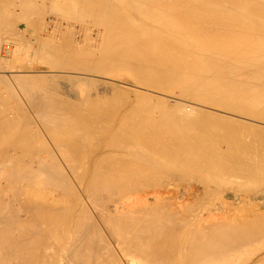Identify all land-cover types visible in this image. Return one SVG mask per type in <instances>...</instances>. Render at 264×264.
<instances>
[{"label": "bare ground", "instance_id": "1", "mask_svg": "<svg viewBox=\"0 0 264 264\" xmlns=\"http://www.w3.org/2000/svg\"><path fill=\"white\" fill-rule=\"evenodd\" d=\"M33 1L0 0L2 23L0 30H6L3 28L12 22L14 15L20 16L18 19H21V15L23 17L24 14L16 13V8L19 6H21L20 11L23 7L26 9L21 11L27 15V17L24 15L22 20L28 17L34 18L32 17L34 13L37 16L39 11L35 12L34 8L38 6L35 5L38 0H35V3ZM44 1L45 3L41 4L42 0L39 3L41 12L46 11V5L45 11L42 8L48 0ZM60 1L63 0L54 2L57 3V7ZM68 1L67 3L64 0L62 8H58H61L65 14L70 12L79 15L81 21L84 18V23L79 26L81 30L78 31L85 34L77 33L72 41V34H75L70 31L73 30H70L69 34L66 32L67 28L64 30L65 28L62 29L61 26L67 37L59 33L62 35V38H59L66 40L58 39L59 42L56 39L59 34L57 36L55 35L57 33L49 31L52 27L56 32L52 26L54 24L50 22L51 19L43 24L41 22L45 20L44 16H39L42 20L39 21L40 18H37V22L35 19L27 21L28 18L27 27L35 25L34 27L40 31L39 28L42 29L44 25L41 31L46 30L48 36L38 34L44 37L39 38L36 36L39 32L34 28L33 39L38 38L42 46L40 47L42 50L36 49L37 52L34 50L36 47H33V52L38 54L36 56H49L47 61L56 63L50 65L51 67L55 65L54 67L59 66V69L64 67L65 70V67L69 66L66 69L80 72V76L77 74L80 79L76 77V81L79 79L78 83L84 85L89 82L95 84V81L93 82L97 79L94 78L95 76L101 81L102 76L120 77L126 73L133 80L144 85L143 87L149 88V91L152 88L159 93L162 91V94L165 92L164 94L169 95V100L174 101L172 103L175 105L169 108L165 96L159 98L160 95L155 92L156 96L158 95L156 97L152 95L153 93L146 92L147 89L144 93V89L139 87L137 88L142 91L138 92L132 87L133 93L135 91L136 101L138 99L142 103L141 99H144V103L140 104L134 101L135 99H128L127 92H130L128 90L130 86L127 83L128 86L126 84L124 86L128 87V91L115 85L118 91L123 90L120 91L121 93L112 85L114 88L112 91L118 92V94L110 92L112 95L110 99L113 102L111 100L109 102V98L106 100L107 97H104V101L103 96L98 92L95 96L90 95L93 92L88 94L92 91L91 87L85 89L87 93L80 89L84 86H81V83L78 84V89L72 84V88L76 87V91L81 90L78 93L81 94L80 96L73 92L76 97H80L79 99L77 97L78 101H76L75 96L71 98L70 93L64 91L65 88L57 89L62 85L60 81L67 75V78L70 76L69 73L65 75L63 72H61L64 74L63 78L56 74L57 72L54 73L59 76L55 77L58 78L57 80L62 78L60 81L56 80L57 84L60 82L59 86L52 84L54 85L52 88H56V91L47 90L46 87H42L43 84H38L40 89L42 87L45 91L41 89V93H37L38 91H34L37 85L33 83H39L41 79L40 83L44 82V85L45 82L53 83L51 77L54 75L49 76L47 73L48 77L45 74L44 79V74L42 77L40 74L37 76V73H35L37 75L33 74L36 72L34 70L29 73L32 68L30 70L31 66L25 64L26 60L24 67L26 70L29 67V71L24 72L28 74L13 72L14 76H10L4 73L5 76H10L9 79L3 76L4 74H0V255H2L0 264H264L263 202L256 203L253 209L250 207L252 210L248 215L247 211L245 212L247 216L241 214L243 211L240 209L241 211H236L241 215L235 213L238 218L230 217L228 215L233 214L229 212L237 208V204L230 201L242 200L246 205L247 202L251 203L249 202L251 196L247 197L244 194L246 197H243L238 192L239 195H234L235 199L226 201L233 196L227 195L229 184L228 186L225 184L226 193L222 192L225 186H216L218 190L222 189L220 192L226 199L221 204V199L218 198L221 194H217L219 195L217 204L224 205L223 211L219 209L220 212H224L221 213L224 216H220V212H214L215 216L207 217L206 212H202L204 215L201 214L202 210H196L202 204L205 206L206 195L213 189L212 184L228 183L227 175L234 174L239 178H249L251 179L248 180L249 182L258 177L264 181V157L262 162L259 159V162L256 161L254 155L252 160L250 156L253 153L250 156L247 154L251 159H246L247 156L243 157L244 154L241 155L237 151L239 147L236 142L238 148L234 150L231 147L235 138L234 133L228 130L231 125L232 127L235 125V132H239L237 129L241 127L237 128L238 124L247 125L248 132L249 128L255 130L260 123H255V127L249 120L254 126L252 128L247 121L248 117L252 118L251 121L262 122L258 130L264 127V0ZM52 5L55 6L53 3ZM13 8L16 10L14 11ZM43 12L40 15H46L48 11ZM74 17H70L69 20L72 21ZM18 19L15 18L14 21L17 22ZM13 22L12 24H15ZM93 23L94 27L91 25ZM11 26L13 25L10 24L7 28H12ZM14 27L13 33L11 29L10 32L7 30L9 35L12 34L11 36L14 35V30L17 34L20 32ZM70 28L76 29L74 26ZM86 31H92L94 36L89 32L87 35ZM1 32V36H9L2 35L6 32L2 34ZM17 34L16 37L19 38ZM16 37L12 38L18 41L20 38L17 40ZM29 38H25V43ZM70 38H72L71 42L68 41ZM28 42L29 44L26 45L27 43L18 41L17 43L20 44L15 46L18 55L16 51L11 58H17L25 51V47L21 44L26 45L27 49L32 42L37 41L28 40ZM27 55L26 53L25 57ZM20 58L23 60L22 56ZM20 58H17L18 61ZM11 61L17 60L11 59ZM21 66H18V69ZM47 79L51 80L47 81ZM64 81L66 82L67 79ZM107 81L106 79L105 82ZM65 82L63 84L68 85L69 81ZM110 82L111 80L109 81L111 86L112 82L111 84ZM132 86L136 87V85ZM17 88L25 93L21 90L19 91L21 95L23 93L27 96L28 100L25 102H29V107L39 111L35 114L36 110L30 112V116L28 110L29 115L25 119V124L23 123L25 127L21 128L20 124L18 126L16 123L21 116L17 119L16 110L12 112L10 109L18 104L10 105L11 100H14L12 98L20 104L21 97H17L16 92L19 90ZM4 89L7 93L10 92L9 95ZM14 89L17 91L15 92ZM71 90L73 89H69L68 92ZM4 92L11 100L4 96ZM122 92L126 93L128 100L120 95ZM120 96L126 103L121 105L122 107L115 108L114 98L120 100ZM8 99L11 101L9 106ZM154 99L157 100V105L154 104ZM21 101L23 103L24 99L22 98ZM120 102L119 104H122L123 100ZM198 104L206 107L215 106L231 114L230 116H236L230 117L227 113L220 115L221 110L218 113L217 110L214 111L215 108L206 109ZM108 105H111L110 108ZM22 107L15 109L19 112L20 109L25 108ZM20 113L25 115L27 112ZM226 114L227 116H223ZM20 122L22 124V120ZM219 125H229V128H226L227 135L230 133L231 135L228 136L233 138H229L231 145L228 146L234 152L225 146H220L225 141L221 136L225 135L226 129H223L224 133L221 134L222 129L219 128L221 136H218L216 128ZM42 129L45 134L47 133L46 136ZM258 133L260 135V131ZM238 134L235 136L236 139ZM43 136L46 138L48 136V140L50 137L51 143L53 138L54 142L47 143ZM260 136L259 141L262 138ZM224 137L227 138L226 135ZM226 141L230 140L226 139ZM241 141L239 139L240 143ZM225 145L227 146L226 143ZM168 162H172L171 166L180 169L173 168V170ZM165 166L166 168L168 166L167 169L169 167L172 169L166 174L174 172L177 174L180 170L184 172L188 169L191 174L203 175L201 180L198 178L203 183L201 186L189 184L185 187L186 190H183L186 194L180 195L193 199L192 203L206 196L205 200H201L202 204L199 201L198 208L189 201L191 205L188 207L190 209H187L191 210L194 205L193 213L191 211L186 214L184 211L187 209H183L185 206L182 207L181 202L177 206L179 201L177 203L176 200L181 197L177 195L179 192L174 193L173 190L170 192L166 184L170 180L165 182L166 178H163ZM184 174L186 175V172ZM234 175L229 178L232 180ZM158 176L163 178L167 187L156 184L157 178L158 182L162 179ZM241 178L240 180L246 183L243 184L251 189V184L248 186L246 182L247 179ZM154 180H156L155 184ZM231 182L229 180L230 185H233L237 179L234 183ZM253 182L252 189L256 188V190L251 193L257 194V186L261 182H258L256 187L253 186ZM21 183L25 186L23 184L22 187ZM146 183L157 187L151 186V189ZM142 184H146L150 189L146 186L145 189ZM238 184H240L239 180ZM243 184L238 185V188L236 184L233 186L237 189L240 186L246 188ZM138 185L145 190L138 192ZM172 188L176 190L175 187ZM233 189L230 188V191ZM218 190L211 193L212 199H216L214 194L218 193ZM171 193L174 195H170ZM260 193L262 192L259 191ZM173 196L176 198L173 199ZM256 197L255 195V200ZM209 198L208 200L211 199ZM214 203L209 201L206 207L208 204L209 207L215 205Z\"/></svg>", "mask_w": 264, "mask_h": 264}, {"label": "rangeland", "instance_id": "2", "mask_svg": "<svg viewBox=\"0 0 264 264\" xmlns=\"http://www.w3.org/2000/svg\"><path fill=\"white\" fill-rule=\"evenodd\" d=\"M36 1H37V0H36ZM36 1L34 0L33 2L35 3ZM55 1H56V0H48V1L46 2V4H44V6H43V8H42V9H44V7H45V5H46V7H45L46 11H45V9H44L45 12H43V10H42V12H43V13H46V12L48 11V12H47L48 14L46 13V15H45V14H41V15H40V13H42L41 10H40L41 7H40V4H39V3L41 2V0H38V1H37L38 3L36 2L37 4L35 3V5H38L37 7H38V8L40 7V8L37 9V7L35 6L36 8H34V9H35L34 11L36 12V10H37V11H39V12H37V14H38L37 16H36L35 13L33 14V16L31 15V16L34 17V18L28 17V18H29V19H28V18H26V17H27V15H25L26 13H24V11L21 12L22 10H26V9H24L25 7H23L21 11H20V9H19L21 6H19V7L17 6L18 8L14 7V8H16L18 11H17L16 9H14V8H13V10H14V11L16 10V13L19 12L18 14H21V13L24 14V15L26 16L25 18L28 19L27 21H31V20L35 19L36 22H37V18H40V17L44 16V17H45V18L43 17V18L45 19L44 21H43L41 18L39 19V21L42 20L41 23L44 24L45 22H48V21L51 19L52 21H54V22H52V21L50 20V22L54 24V25H52V26L54 27V29L56 30V32L53 30L52 27L49 28V31L52 30L51 32H54V34L57 33V34H55V35H57V36H58L59 33H61L62 35L66 36V35L64 34V30H66V28H67L66 32H68V33H69L70 30H73V31H70V33H73V32H74V34H75V35L72 34L73 40H72V38H70V40H68V39H67V40H68L69 42H71V40L74 41V39L76 38V36H77V35L79 34V32H80V31H78V30H81L79 26L81 25V23H84V22H83L84 18H82L83 20L81 21V18L79 19V17H78L79 15H76V14L74 15V13L72 14V13L68 12V13L71 14L72 16H75V17L77 16V17H78V18H75V17H74L75 19L73 18L72 21L69 20L70 17H72V16L70 15V17H69V14L66 13V14H67V15H66L65 12H64L63 10H61V8H62V4L64 3V0H63V1H60V4H58V7H61V8H58V7H57V5H56L57 3H54ZM65 1H67V3L69 2L68 0H65ZM262 1H263V0H262ZM62 2H63V3H62ZM42 3H45V1L42 0L41 4H42ZM52 3L55 4L56 7H55L54 5H52ZM50 5H51V6H50ZM59 5H61V6H59ZM48 6H50V7H48ZM52 7H53V8H52ZM54 7H55L56 9H55ZM52 9H53L54 11H51ZM59 9H60V10H59ZM34 11H31V12L33 13ZM49 11H50V12H49ZM56 11H58V12H56ZM31 12H30V14H31ZM55 12H56V13H55ZM59 12H60V13H59ZM66 12H67V11H66ZM57 13H58V16H56ZM27 14H29V13H27ZM30 14H29V15H30ZM59 14H60V15L63 14L62 17L65 18V19H63ZM24 15H23V17H24ZM65 15H66V16H65ZM16 16H17V15H14V17L16 18V20H17L18 18H20V16H19V17H18V16L16 17ZM39 16H40V17H39ZM23 17H22V15H21V19H18L17 22L14 21V20H15V18H14V19L12 20V22L14 21L13 23H15V24H12V22L10 23L11 25H13V26H11L12 28L15 26L14 29L17 28L16 31H17V32L20 31L19 34H17V33L15 32V30H14V35H13V36L16 37V34H17V36H19V38H20V39H19L18 37H16L17 40L19 39L18 41H20L21 43L24 42L23 44H26V43H27L26 45L29 44L28 40H29L30 42L33 41V40H34L35 42H36V41L38 42V40H39L38 38H37V39H33V38H35V35H34V37H33V34H34V28H36V27H34L35 25L31 26L30 28L27 27V24H26L27 21H26V19H25V20H22V19H24ZM12 18H13V17H12ZM30 19H31V20H30ZM53 19H54V20H53ZM55 19H56V20H55ZM58 19H59V21H61L62 23L59 22V21H57ZM66 19H67V20H66ZM76 19H77V21L80 20L81 22H80V21H78L79 23H78V22H75ZM62 20H63L64 22H63ZM68 20H69V21H68ZM85 20H86V19H85ZM24 21H25V22H24ZM55 21H56V22H55ZM65 21H66V22H65ZM70 21H71V22H70ZM73 21H74V22H73ZM91 21H92V20H91ZM57 22H59V23H57ZM0 23H1V22H0ZM41 23L39 22L38 24H40V26L42 27V24H41ZM67 23H68V24H67ZM69 23H70L71 25H70ZM86 23L88 24V23H90V22H86ZM91 23H92V22H91ZM1 24H2V23H1ZM10 24H8V25L10 26ZM25 24H26V26H25ZM55 24H56L57 26H56ZM58 24H59V25H58ZM60 24H61V25H60ZM8 25H7V27H8ZM68 25H70V26H72V27L74 26V28H76V29L74 30L73 28H70V26H68ZM91 25H92V27H94V26H93L94 23L91 24ZM2 26H3V25H2ZM61 26H62V29H64V28H65V29L62 30V29L60 28ZM64 26H65V27H64ZM75 26H76V27H75ZM0 27H1V25H0ZM7 27L5 26V27L3 28L4 30L6 29L5 31H3L2 29L0 30V32L3 31V32H1V34L6 32V34H2V35H7V34H8V33H7V30H8V32H10V29H11V32L13 33L12 28H10V27L7 28ZM25 27H26V28H25ZM37 27L39 28L38 25H37ZM55 27H56L57 29H56ZM68 27H69L70 29H69ZM77 27H78V28H77ZM43 28H44V25H43ZM43 28H42V29L39 28L40 31H38L37 28H36V30H35V31L39 32V33L36 32V33H37L36 36H38L39 38H44V37H40L39 35H45V36H46V32H45L46 30H45V31H41V30H43ZM19 29H20V30H19ZM60 29H61V30H60ZM68 29H69V30H68ZM57 30H58V31H57ZM76 30H77V31H76ZM24 32H25V33H24ZM43 32H44V33H43ZM66 32H65V33H66ZM88 32H89L92 36H94V33H93L92 31H86L87 35H88ZM91 32H92V33H91ZM15 33H16V34H15ZM20 33H22L21 35H22L23 38L20 37ZM32 33H33V34H32ZM41 33H43V34H41ZM70 33H69V34H70ZM77 33H78V34H77ZM80 33H84V34H85V32H80ZM9 34H10V33H9ZM9 34H8V35H9ZM23 34H24V36H23ZM29 34H30V35H29ZM31 34H32V35H31ZM38 34H39V35H38ZM61 34H59L58 38H56L57 40H58V39L60 40V39L62 38V35H61ZM90 34H89V35H90ZM11 35H12V34H11ZM11 35H9L8 37L1 36V35H0V36H1V37H0V41H2V42L0 43V56H1V57H0V60L2 59V61H0V63H1V65H0V74L2 75V74L5 73V74H9L10 76H14V73H13V72H16L17 74L25 73V72H28V71H29V67H28V66H31V67H30V70H31V68H32V70L29 71V73H32L33 70H34V71H36V72H33V74L37 73L38 75L35 74V75H37V76H40V75H41V77H42V75L44 74V75H43V76H44V77H43L44 79H45V76L47 75V73H48L49 76H50L51 74H53L54 76H53V75H52V76L54 77V79H53V77H51L52 80H54L53 83H52V81H51V83L48 82V84H49V83L51 84L50 87H49L50 84L48 85L46 82H45V85H44V82H41V83H40V81H42V79L39 81V83H38V82L33 83V85L35 84V85L39 86V88H37V86H35L36 88L33 86V87H34V91H35V92L38 91L37 93H39V92L41 93V89L45 91V89L42 88V87L44 86V88L46 87L47 90L49 89V90H52V91H56L57 89H58V90H63V89L65 88L64 91L66 90L65 92H67L68 94H69V93L71 94V93L74 92L76 95L80 96L81 94L79 95L78 93H80L81 90L84 91L86 88H89V89H90V87H91V90H92L91 92L88 93V92L86 91L87 89L85 90V92H87L88 94H90V93L93 92V94H90V95H92V96H95L96 93L98 92V94H99L100 96H103V98H104V97H107L106 100L109 98L108 100H109V102H110V100H111L110 97L112 96L110 92L112 91V89H114V88H112V85H113V87H116V86H117V87H120V88L122 87L125 91L130 90V92H127V93H128L127 96H128V99H132V100H134V99L136 98V96H135L136 93H135V91H134V93H133V89H132V87H133L134 89L136 88V91H138V92L142 91V90H140V89H142V88L144 89L143 92L147 89L146 87H143L144 85H141L140 83L136 82V81L133 80L128 74L125 73V74H123V75L120 76V77H119V76H108V77H107V76H104V77L102 76L101 78H103V80H105V81H106V79H107V80H108L107 82H105V81H103V80L100 81V79H99V81H98V80H97L98 77H96V76H95L94 78H97V79H94V80H93V82L95 81V82H94L95 84H92V82H89V83H87L86 85H84L83 83L80 82V83L82 84L81 86H83V85H84V86H83V87L80 86L81 88H80V87H79V88H80L81 90L79 89V90H78L79 92H78V91L75 90V88L77 87L76 89H78V86H79L78 84H80V83H78V82H79V79H80V78H79V76H80V75H79L80 72L75 71V70H72V69H66V68H68L69 66L65 67V70H63L64 67H63V68L60 67V69H59V66H58V67L56 68V67H54V66L56 65V63H54V62L52 63L51 61H47V60H48L47 57L49 58V56H46V57H42V55L36 56V55H38V54H36V52L42 48V46L40 45L39 42H38V43H37V42H36V43H33V42H32L33 44L31 43L30 46H29L30 49H28L29 47L26 49L27 46L21 44L22 46L25 47V51L23 52L24 54L22 53L23 55L20 54L18 57L20 58V57L22 56V57H23V60H22V58H20L19 61H18V59H17L18 57H17V58H16V57H15V58H11V57H13L16 53H17V55H18V51H17V50H16L17 52L15 51V48H17V47H15V46H18V44H20V43H17L18 41H16L15 38H12L13 36H11ZM67 35H68V34H67ZM29 36H30V38H32V40L29 38ZM31 36H32V37H31ZM64 36H63V38H66V37H67V36H66V37H64ZM2 37H3V38H2ZM24 37H25V38H29L28 40L26 39V40H27L26 43H25V38H24ZM46 37H48V36H46ZM59 37H61V38H59ZM70 37H71V36H70ZM86 37H87V36H86ZM1 38H2V39H1ZM21 38H22V40H21ZM3 39H4L5 41H4ZM9 39H10V40H9ZM23 39H24V40H23ZM52 39H53V38H52ZM56 39H53V40L56 41ZM86 39H87V38H86ZM6 40H7V41H6ZM13 40H14V41H13ZM59 40H58V41H59ZM61 40H64V39H61ZM64 41H66V40H64ZM68 41H67V42H68ZM14 42H15V43H14ZM59 42H60V41H59ZM61 42H62V41H61ZM10 44H11V46H10ZM33 45H34V46H33ZM39 45H40V46H39ZM4 46H6V47H4ZM38 46H39V47H38ZM13 47H14V48H13ZM24 47H23V50H24ZM33 47H36V48L34 49L35 51H36V49H37L36 52H33ZM37 47H38L39 49H38ZM40 47H41V48H40ZM8 48H9V52H8ZM10 48H12V49L10 50ZM31 48H32V50H31ZM13 49H14V50H13ZM12 50H13L14 52H12ZM41 50H42V49H41ZM5 51H7V53H6ZM15 52H16V53H15ZM25 52L28 54L26 57H25V55H26ZM9 53H10V54H9ZM29 53H30V54H29ZM33 53H35V55H34ZM3 54H4V55H3ZM5 54H6V55H5ZM12 55H13V56H12ZM31 56H33L34 58H32ZM29 57H30V58H29ZM36 57H37V58H36ZM5 58H6V59H5ZM7 58H9V59H7ZM10 58L13 59V60H17V61H11ZM31 58H32V59H31ZM44 58H46V60H45ZM4 60H6V61H4ZM25 60H26V63H25V64L28 63V64H27L28 66L26 65V67H28L27 70H26V68L24 67V66H25V64H24ZM49 60H50V59H49ZM9 61H10V62H9ZM27 61H28V62H27ZM45 61H46V62H45ZM18 62H19V63H18ZM20 62H23V63L20 64ZM4 63H5V65H3ZM47 63H48V64H47ZM50 63H51V64H50ZM22 64H23V65H22ZM52 64H55V65H53V66L51 67L50 65H52ZM15 65H16V66H15ZM21 65H22V66H21ZM3 66H4V67L6 66V68H3ZM14 66H15V67H14ZM18 66H21V67H19L20 69H18ZM21 68H22L23 70H22ZM4 69H5V70H4ZM58 69H59L60 71H59ZM61 69H62V70H61ZM1 70H2V71H1ZM17 70H18V71H17ZM46 70H47V71H46ZM53 70H54V72H53ZM66 70H67V71H66ZM71 70H72V71H71ZM3 71H4V72H3ZM24 71H25V72H24ZM39 71H40V72H39ZM45 71H46V73H45ZM50 71H51V72H50ZM58 71H59L60 73H59ZM69 71H70V72H69ZM73 71H74V72H73ZM1 72H2V73H1ZM9 72H10V73H9ZM42 72H43V73H42ZM49 72H50V73H49ZM52 72H53V73H52ZM55 72H57L56 74H58L59 76L61 75L60 77H62V78H63V76H64L65 73H66V74L69 73V74H70L69 78H67L68 75L65 77V78L67 79V81H69V82L66 81V82L68 83L69 86H68L67 84H63V83L65 82L64 80H66L65 78H63V80H62V78H60V80H62V81L57 80L58 78H55V77H56V76L59 77V76L56 75V74H54ZM61 72H63L64 74H62ZM76 72H77V73H76ZM16 73H15V75H17ZM74 73H76V74H74ZM5 74H4L3 76H5ZM11 74H13V75H11ZM25 74H28V73H25ZM39 74H40V75H39ZM45 74H46V75H45ZM66 74H65V75H66ZM77 74H78L79 76H78ZM30 75H31V74H30ZM48 75H47V77H48ZM74 75H75V77H73ZM10 76H9V77H10ZM5 77L9 79V77H7V76H5ZM47 77H46V78H47ZM76 77L79 78V79H77V81H76ZM49 78H50V77H49ZM70 78H71V80H70ZM92 78H93V77H92ZM99 78H100V77H99ZM104 78H105V79H104ZM73 79H74V80H73ZM50 80H51V79H47V81H50ZM56 80L62 82V85H63V86L59 84L60 82L57 84V81H56ZM110 80H111V82H112V84H111V82H110L111 86L109 85V81H110ZM112 80H113V81H112ZM114 80H116L117 82L114 81ZM43 81H46V80H43ZM70 81H71L72 83H71ZM80 81H81V80H80ZM66 82H65V83H66ZM73 82H74V83H73ZM76 82H77V84H76ZM98 82H99V83H98ZM104 82H105V83H104ZM121 82H124V83H121ZM36 83H37V84H36ZM70 83H71V84H70ZM90 83H91V84H90ZM119 83H120V84H119ZM126 83L130 86L129 89H128V87H127L128 85H127ZM129 83H130V84H129ZM38 84H41V85L43 84L42 87H41V89H40V85H38ZM46 84H47V85H46ZM52 84H54V85L57 84L56 87L59 86V85H60L61 87L59 86V87H57V89H56V88H52V87H54V85L52 86ZM72 84H75L76 87H75V88H72V87H73ZM105 84H106V85H105ZM125 84H126L127 86H124ZM13 85H15V84H13ZM66 85H67V86H66ZM71 85H72V86H71ZM89 85H90V86H89ZM91 85H92V86L95 85V86H93V88H92ZM115 85H116V86H115ZM122 85H123V86H122ZM132 85H136V87H134V86H132ZM30 86H31V85H30ZM64 86L69 87V89H73V90H71V92H68L69 89L67 88V89H68V90H67L66 87H64ZM87 86H89V87H87ZM14 87L16 88V86H14ZM96 87H97V91H95V88H96ZM117 87H116V90L118 91V88H117ZM124 87H126V89H125ZM137 87H139L140 89L137 88ZM31 88H32V86H31ZM59 88H62V89H59ZM83 88H84V89H83ZM120 88H119V89H120ZM17 89H19V90L17 91V90L14 89L15 92L17 91V92H16V94L18 95L17 97H18V98L21 97V100H22V98L24 99L23 103H22V101H21L20 99H18V100H20V104L22 103V105L19 104V101L16 102V101H15V100H16L15 98H12V99H14V100H11V99L7 96V95H9L10 92L7 93V92H6V91H7L6 89H4V91L6 92L7 95H5V92H4V96H6V98H9V99L12 101V102H11V101L8 99V100H9V101H8V106H9V103H10V102H11L10 105H12V104H13V105H14V104L16 105V104L18 103L16 106H13V105H12L13 107H12V108L10 107V109H12V110H11L12 112L16 110V111H15L16 114H15V112H14V114L16 115V118H17V119H19V116L22 117V118L20 117V119L16 121L17 125L20 124V128H21V127H23V126L25 127V125H24L25 123H24V122H25V119H26V118L28 117V115H29V114H28V110H30V111H29V113H30V112H32V111H34V110H36V109H35V108L33 109V108H30V107H29V104H28L29 102H25V101L28 100V99H26L27 96L24 95L25 93L23 92L22 89H21L22 91L20 90V88H17ZM127 89H128V90H127ZM137 89H139V90H137ZM39 90H40V91H39ZM47 90H46V91H47ZM74 90H75L77 93H76ZM116 90H115V92H114V90L112 91V92H114L113 94H115V93L117 92ZM19 91H21V92L24 93V94L22 93L23 97H22V95L20 94L21 92H19ZM94 91H95V92H94ZM120 91H123V90L121 89V90H119L118 92L121 93ZM148 91H149V88L146 90V92H148ZM151 91H153V92H151ZM18 92H19V93H18ZM42 92H43V91H42ZM118 92H117V94H118ZM149 92H150V94L153 93L152 95H155V96H156V93L158 92V90L156 91V90H154V89L151 88V90H150ZM155 92H156V93H155ZM74 93H73L72 95L69 94V96H71V98H73V96H75ZM94 93H95V94H94ZM106 93H107V94H106ZM144 93H145V92H144ZM160 93L162 94V91H160ZM160 93H159V92L157 93L158 95H160L159 98H161V96H162V97L165 96V98H166L167 101L169 102V103L167 102V106H168L169 108H171V107L173 108V106L175 105V103H172V102H174V101H170V100H169L170 96L167 95V94H164L165 92H163L162 95H161ZM19 94H20V95H19ZM117 94H116V95H117ZM122 94H124V93L122 92ZM122 94H120L122 97H125V98L127 97V96H126V93L124 94L125 96L122 95ZM148 94H149V93H148ZM158 95H157V96H158ZM19 96H20V97H19ZM69 96H68V97H69ZM78 96H77V97H78ZM113 96H115V95H113ZM121 96H120V100H119V99H118V100H119V102H120V101L122 102V100H123L122 104H119L118 100H116L117 97L114 98L115 101H116V104H115V103H112L113 101L111 100V101H112L111 103H112V104H115V108H117V107H119V106H121V105L123 106V104L126 103V102L124 103L125 100H124V98L122 99ZM157 96H156V97H157ZM168 96H169V98H168ZM177 96H178V95H177ZM65 97H67V96H65ZM77 97H76V96L74 97V99H76V101H78V99L80 98V97H78V99H77ZM118 97H119V96H118ZM131 97H132V98H131ZM69 98H70V97H69ZM71 98H70V99H71ZM165 98H164V99H165ZM67 99H68V98H67ZM74 99H73V101L75 102ZM114 99H113V100H114ZM128 99L126 98V100H128ZM154 100H155V101H154ZM154 100H153L154 104L157 105V102H156L157 100H156V99H154ZM13 101H15V103H13ZM70 101H72V100H70ZM104 101H105V98H104ZM134 101H136V99H135ZM137 101L139 102L138 99H137ZM137 101H136V102H137ZM143 101H144V99H143V100L141 99V102H142V103H140V102H139V103H140V104H143V103H144ZM165 101H166V100H165ZM195 101H197V100H195ZM107 102H108V101H107ZM109 102H108V104H110ZM121 102H120V103H121ZM158 103H159V102H158ZM105 104H107V103H105ZM117 104H118V106H117ZM19 105H20V106H19ZM27 105H28V106H27ZM172 105H173V106H172ZM8 106H7V108H8V110H10ZM18 106H19V107H18ZM22 106L25 107V108H27V109L25 110V108H23ZM108 106H109V108H110L111 105H108ZM122 106H121V107H122ZM198 106H200V105L198 104ZM201 106H203V105H201ZM201 106H200V107H201ZM209 106H210V105H209ZM209 106H207L208 108H207L206 106H203L202 108H206V109L212 108V110L215 108L214 111L217 110L218 113H219V111L221 110V112L219 113L220 115H221V113H222V114L227 113V112H225L224 110L219 109V108H217V107H215V106H210V107H209ZM16 107H17V109H19V108L22 107L24 110H23V109H22V110L20 109L19 112H17V109H15ZM28 107H29V108H28ZM7 108H6V109H7ZM111 108H112V107H111ZM216 108H217V109H216ZM21 111H23V112H24V111L27 112V113H25L26 117H24L25 115H24L23 113H20ZM111 111H112V110H111ZM222 111H223V112H222ZM35 112H39V111H38V110L34 111V114H35ZM18 114H20V115H18ZM37 114H38V113H37ZM37 114H36V115H37ZM227 114H228V116L231 115V114H229V113H227ZM227 114H226V115H223V116H227ZM17 115H18V116H17ZM22 115H24V116H22ZM38 115H39V114H38ZM30 116H31V113H30ZM235 116H236V115H234V116H230V117H235ZM23 117H24V119H23ZM238 118H239V117H238ZM240 118L243 119L244 117H240ZM244 119H247V118H244ZM251 119H252V118H251ZM251 119H250V117H248L247 121L249 122V120H250V122H251L252 125H254V126H255V123H256V124H258V123L262 124V122H258L257 120H255V121H251ZM21 120H22V124H21V122H20ZM253 120H254V119H253ZM18 121H19V123H18ZM244 121H245V120H244ZM247 121H246V124H248ZM250 122H249V124H250V126H252ZM23 123H24V124H23ZM253 123H254V124H253ZM249 124H248V125H249ZM260 124H258V127H259V128H260ZM263 124H264V122H263ZM238 125H239V126H238ZM238 125H237V128H238V127H241V128H240L241 131H240V129H237V131H239V132H235V131H236V129H235L236 126H235V125H233V127H232V125H231L230 129H228V128H229V125H228V126H227V125H221V126L219 125L218 128H216V130H218L219 128H221V129H222V130H221L222 133L219 131L220 129L218 130V133L220 132L221 134H223V133H224L223 129L225 130V129L228 127L227 129L229 130V132H230V133H231V132L234 133L233 136H234L235 139H236L235 136H237V133H239V134H238V138H237L238 141H237V139H236V140H235V139L232 140V144L235 145V142H236V144L238 145L239 150H237V149H236V150L239 152V154H241V155L244 154L243 157H246V156H247L246 159H248V158L251 159V158H252V160H253V155H254V159L257 158V159H255L256 161H258V159H259V161L262 162V160H263L262 157H264V154H263V153H264V148H263V147H264V145H263L264 143H260V144H259V142H263V141H264V138L262 137V134L264 133V127H262L263 131L261 132L262 129H261V130H260V129L258 130V129H257L258 127L255 126V127H256L255 130L257 129V131L255 132V133H256V135H255V133H253V131H255L254 128H253L254 126H252L253 130H252L251 128H249V126H248V128H249V132H248L247 125H246V126L243 125V124H242L243 126L240 125V124H238ZM18 126H19V125H18ZM234 126H235V127H234ZM261 126H263V125H261ZM224 127H225V128H224ZM243 127H244V128H243ZM245 128H246V129H245ZM227 129H226V133H224V134L227 136V138L224 137L225 135L221 136L220 133L218 134V136H221V138H224V140H225V141H223L224 143H222V144L220 143V144H221L220 146H221V147L225 146V148L227 147V149H231V148H229V146L231 145V139L233 138V136H231V137L228 136V135H231L230 133L227 135V132H228ZM232 129H233V130H232ZM42 130H43V129H42ZM243 130H247V131H246L247 133L244 132ZM251 130H252V131H251ZM45 131H46V130H45ZM258 131H260V135H261V136L259 135ZM250 132H252V133L250 134ZM43 133H44V135L46 136L47 133L45 134L44 130H43ZM242 133H243L244 135H243ZM261 133H262V134H261ZM48 134H49V133H48ZM249 134H250V135H249ZM42 135H43V134H42ZM239 135H240V136H239ZM245 135H247V136H245ZM248 135H249V136H248ZM48 136H50V135H48ZM48 136H47V138L44 137V136H43L44 138H43V137H42V138L44 139V141H46V142L48 141L47 143L52 144V143L54 142V140H53V138H51L52 141H53V142L51 143V140H50V137H51V136H50V137H49L50 142H49V140H48ZM243 136L248 137V138H245V137H244V138H245V139H244ZM251 136H252V139H251ZM253 136H254V137H253ZM259 136L262 137L263 140H262V138H261L260 141H259V138H258ZM263 136H264V134H263ZM45 138H46V139H45ZM225 138L228 139V140H230V141H229V142L226 141ZM229 138H231V139H229ZM239 139H240V141L242 140L241 143L239 142ZM243 139H244V140H243ZM249 139H251V140H249ZM254 139H256V140H254ZM261 140H262V141H261ZM257 141H258V142H257ZM55 142H56V141H55ZM227 142H228L229 144H228ZM238 142H239V143H238ZM250 142H251V144H250ZM254 142H255L256 144H255ZM225 143L227 144V146L225 145ZM242 143H244V145H243ZM246 143H247V145H246ZM253 143H254V144H253ZM239 144H240V145H239ZM48 145H49V144H48ZM54 145H55V144H54ZM54 145H51V146L53 147ZM228 145H229V146H228ZM234 145H231V147L235 150V148H238V147H236L237 145H235V146H234ZM250 145H251V146H250ZM257 145H258V147H257ZM233 146H234V147H233ZM245 146H246V147H245ZM253 146H255L257 150H256L255 147H253ZM54 147H55V146H54ZM54 147H53V148H54ZM243 147H244V148H243ZM251 147H252V148H251ZM261 147H262V148H261ZM225 148H224V149H225ZM248 148H249L250 150H249ZM253 148H254V149H253ZM248 150H249V153H248ZM231 151H233V150L231 149ZM237 151H236V152H237ZM241 151H242V152H241ZM246 151H247V152H246ZM253 151H255V152H253ZM256 151H258L259 153L257 152V154H256ZM233 152H234V151H233ZM238 152H237V154H238ZM240 152H241V153H240ZM252 153H253V154H252ZM245 154H246V155H245ZM247 154H249V156L252 154V155L250 156L251 158L248 157ZM258 154H259V155H258ZM256 155H257V156H256ZM259 161H258V162H259ZM263 161H264V160H263ZM171 163H172V162H170V163L168 162L167 164H169V166H171V165H170ZM167 164H166V165H167ZM174 166H175V165H174ZM167 168H168V166H167ZM167 168H166V166H165V171H164L165 174H163V175H165V177L163 176V178H164V179H165V178L167 179V180L165 179V182L170 180V182H169V183L167 182L166 184H167V186L169 187L170 192H171L172 190H173L172 192H174V193H175V192H179V194L176 193V194L178 195V197H179L180 195L182 196L183 194H186V191H183V190H184V189L186 190L185 187H188L189 184H190V185H196V186H201V185L203 184V183L200 181L201 178H202L201 176H203V175H199V174H198V175H199V176H198V175H196V174H191V172H189L190 170L185 169L184 172H180V171H181V170H180L179 172H177V174L174 172L176 175H175L174 173H173V174L170 173V174H172V175H170V174L168 173L169 176L172 177V178H170L169 176H166V175H168V174H166V172L171 171L173 168H175V170H177L178 168L176 169V167H173V165L171 166L172 169H171L170 167H169V169H167ZM163 169H164V166H163ZM179 169H180V168H179ZM179 169H178V170H179ZM173 170H174V169H173ZM185 172H186V175H189V176H191V177L194 176V177L190 178L189 176H186V175L184 174ZM187 172H189L190 174L187 173ZM182 173H183V174H182ZM181 175H183V177H182ZM195 175H196V176H195ZM222 175H223V174H222ZM225 175H227V174H225ZM232 175H234V174H232ZM232 175H230V176L227 175L228 177L226 178V180L228 181V183H225V182H224V184H223V183L215 184V185L212 184L213 186H212V185H211V186H212L213 189H212L211 192H209V193L206 195L207 198H206V196H205V197H203V198L201 197L200 200L198 199V200L200 201V203H201L203 200H205L204 198H206V200H205V206L201 203L203 206L200 205V207H199V206H198V205H199V201H198V200H197L198 202H193V203H192L191 201H193V199H188L186 196H183V197L180 196V197L183 198V199H185L187 202H186L185 200L181 199V198H177L178 200H176V202L178 203V201H179V203L177 204V206H179L181 203H183V206H182V207L185 206V208H183V209H187V208L189 207V205H191V204L189 203V201H190L192 204L196 205V208L199 207L198 209H196L197 211H201V210H202V211H201V214H204V213L206 212L207 214H206V215L204 214V215L207 216V217H208L209 215L215 216V215H214L215 213L220 212V211H219L220 208L222 209L221 211L224 210V209L222 208L224 205L222 206L221 204H223L224 201H225L226 199L224 198V194H222V192H223V193H226V190H227V188H228V190H227V195H230V196H233V197L227 198V199H229V200H226V201H230V199H231V200H232V199H235L234 195H239L238 192L241 193L240 196H241V195H242L243 197H246V196L249 197V196H251V197H249V198H251V200H253V202H252L251 200L249 201V202H251L252 204L247 202L246 205H245V203L242 202V200H239V201H241V202H238V201H236V200H232V201H230V202H233V201H234V203L237 204V206H236L237 208L235 207L236 209H233L231 212H229V213H231V214H233V215H230V214H229L228 216H230V217L232 216V217L238 218L239 216L237 217L236 215H238V213L240 214V212H238V211H236V210H239V211L242 210L243 213L241 212V214H245V216H247L248 213L250 212V210H252L253 208H255L257 204L262 203V202L264 203V197H263V196H264V194H263V193H264V192H263L264 181L261 180L262 178H260V177L257 178L258 180L253 178V181L255 180L254 182L252 181L254 187H256L255 185H258V182H261V183H259L261 186H260V185L257 186V192H258V193H257V194L254 193V194H253V193H251V192L255 191L256 188H255V189L253 188L254 190L252 189V182H249V181H251V179L249 180V178L247 179V178L242 177V178H244L245 180L247 179L246 182H247L248 186L251 184L250 186H251L252 191L249 192V190H251V189L245 185V184H246L245 182H243V181L240 180L241 177L239 178V176L234 175L233 179L231 180L229 177H232ZM173 176H174V177H173ZM158 177L162 178L161 176H158ZM185 177H186V178H185ZM188 177H189V178H188ZM225 177H226V176H224V178H225ZM235 177H237V178H235ZM163 178H162V179H159V182H158V178H157V183H156V180H154L155 182L153 181V183H154V184L156 183L157 185H158V183H159L158 186L161 185V187H162V185H163V186L165 185V187H167L166 184H165V182H164V180H163ZM198 178H200V180H199ZM205 178H206V176H205ZM228 178H229L230 182L233 181V183H234V181H236V179H237V182H238V180H239V181H240V184H238V185H241V183H242V184L245 183V184H243V185H245L246 188H243L244 186H242V187L240 186L239 189H237V188H238L237 182H235V183L233 184V185L236 184L235 186H237V188H235V186L230 185ZM242 178H241V179H242ZM168 179H169V180H168ZM203 179H204V178H203ZM203 179H202V180H203ZM222 179H223V176H222ZM234 179H235V180H234ZM259 179H260L261 181H259ZM160 180H161L162 182H164V183H162ZM189 180H190V181H189ZM226 180H225V181H226ZM242 180H243V179H242ZM245 180H244V181H245ZM248 180H249V181H248ZM199 181H200V182H199ZM227 181H226V182H227ZM262 181H263V182H262ZM160 182H161V183H160ZM151 183H152V182H151ZM151 183H146V184H149V185H147V186H150V188H151V186H152V188H153L154 186L157 187V185H154V184H153V185H150ZM191 183H192V184H191ZM255 183H256V184H255ZM23 184H24V183H21L20 185L22 186ZM146 184H142V186L145 187ZM168 184L172 185V187H175L176 190L174 191V188L170 187V185H168ZM222 184H223V185H222ZM225 184H227V186H228V184H229V186H231V187H229V186L227 187ZM231 184H232V182H231ZM140 185H141V184H140ZM140 185H138V190H139L138 192H143V191H144L145 189H147V188L150 189V188L147 187V186H146L147 188L145 187V189H144V188L141 189V188H140V187H141ZM217 185H219V186H225V189L221 187L223 190L220 189V190H222V192H220V190H218L217 187H216ZM24 186H25V184H24ZM24 186H22V187H24ZM139 186H140V187H139ZM214 186H215V187H214ZM219 186H218V188H219ZM226 187H227V188H226ZM232 187H233L234 189H233V191H230V188H232ZM152 188H151V189H152ZM170 188H172V189H170ZM242 188H243V189H242ZM247 188H248V189H247ZM260 188H262V189H260ZM167 189H168V188H167ZM235 189H237V191H236ZM177 190H178V191H177ZM214 190H216L215 192H217V190L219 191L218 193L214 194L215 197H216V199L213 198V199L216 201L215 203H214V200L212 199L213 196H212V197L210 196V195H212V194L214 193ZM224 190H225V191H224ZM231 190H232V189H231ZM234 190H235V191H234ZM238 190H239V191H238ZM240 190H241V191H240ZM242 190H243V191H242ZM261 190H262V191H261ZM246 191H247V193H246ZM259 191L262 192V193L259 194ZM174 193H171L170 195H174ZM211 193H212V194H211ZM235 193H236V194H235ZM250 193H251V194H250ZM217 194H219V195L221 194V195L219 196V195H217ZM244 194H245L246 196H245ZM177 195H176V196H177ZM253 195H254V196H253ZM255 195L257 196V197H256V200H255ZM261 195H262V196H261ZM217 196H219L218 198L221 199V201H220L221 204L219 203V205L217 204V202H219V199L217 200ZM222 196H223L224 199L222 198ZM208 197H210L213 201H212L210 198H209L210 200H208ZM262 197H263V198H262ZM174 198H176V197L173 196V199H174ZM186 198H187L188 200H187ZM260 198H261V200H260ZM195 199H196V198H194V201H196ZM222 199H223V201H222ZM257 199H258V200H257ZM201 200H202V201H201ZM209 201H210V203H214V204L217 205V206H215V205H211V204H210L211 206L209 207V204H208V207H209V208L206 207V204H207V202L209 203ZM235 201H236V202H235ZM257 201H258V202H257ZM180 202H181V203H180ZM186 203H187V204H186ZM203 203H204V202H203ZM253 203H255V204H253ZM256 203H257V204H256ZM184 204H186V205H188V206H186V205H184ZM239 204H240V205H239ZM241 204H243V205L241 206ZM194 205H192V207L190 206V207H191V210L188 211V209H190V208H188V209L185 210L184 212H186V214H189V213H191V211H192V213H193V212L195 211V209H194V211L192 210ZM220 205H221V206H220ZM250 205H251V206H250ZM253 205H255V206H253ZM175 206H176V204H175ZM177 206H176V207H177ZM197 206H198V207H197ZM213 206H214V207H213ZM218 206H220V207H218ZM244 206H245V207H244ZM247 206H248V208H249V211H248ZM215 207H218V208H215ZM233 207H234V206H233ZM233 207H232V208H233ZM250 207H251L252 209H251ZM263 207H264V206H263ZM263 207H262V212H264V208H263ZM204 208H205V209H204ZM213 208H214V211H213ZM181 209H182V208H181ZM208 209H209V210H208ZM211 209H212V210H211ZM240 209H241V210H240ZM246 209H247V210H246ZM210 210L212 211L211 214H210ZM216 210H217V211H216ZM244 210H245V211H244ZM187 211H188V212H187ZM203 211H204V213H202ZM233 211H234V213H233ZM246 211H247V215H246V213H245ZM214 212H215V213H214ZM251 212H252V211H251ZM213 213H214V214H213ZM221 213H224V212H220V216H224V214L221 215ZM235 213H236V215H235ZM241 214H240V215H241ZM245 216H242V217H245ZM216 217H217V214H216ZM242 217H240V218H242ZM0 251H1V249H0ZM1 256H2V255H0V257H1Z\"/></svg>", "mask_w": 264, "mask_h": 264}]
</instances>
